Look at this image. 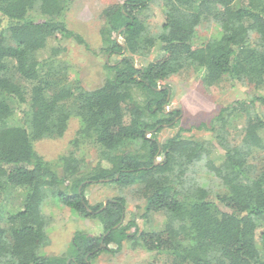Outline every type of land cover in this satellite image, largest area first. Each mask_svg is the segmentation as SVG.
I'll return each mask as SVG.
<instances>
[{
  "label": "trees",
  "instance_id": "1",
  "mask_svg": "<svg viewBox=\"0 0 264 264\" xmlns=\"http://www.w3.org/2000/svg\"><path fill=\"white\" fill-rule=\"evenodd\" d=\"M153 1L160 2L162 16L156 30L141 17ZM67 2L0 0V264H90L101 250H119L125 237L167 254L170 264H264V0H124L106 6L99 15L105 51L124 47L143 61L154 56L139 65L130 56L107 64L111 76L91 90L54 88L50 78L66 73L68 64L58 59L61 44L48 43L82 41L65 25ZM203 22L216 29L196 41ZM189 69L204 87L226 80L254 92L219 110L209 139L176 132L159 141L163 124L175 123L180 113L166 110L169 88L159 83ZM74 117L79 126L59 175L34 143L62 136ZM131 143L134 152L125 153ZM85 146L94 149L97 162L81 174L84 160L77 152ZM199 164L219 180L222 192L198 180ZM86 179L135 186L145 202L144 224L153 226L160 214L163 228L144 231L134 219L119 223L125 197L112 196L104 208V202L90 204ZM51 187L61 188L59 201L77 216L96 218L102 227L100 234L74 236L68 261L40 253L48 237L43 188Z\"/></svg>",
  "mask_w": 264,
  "mask_h": 264
},
{
  "label": "rangeland",
  "instance_id": "2",
  "mask_svg": "<svg viewBox=\"0 0 264 264\" xmlns=\"http://www.w3.org/2000/svg\"><path fill=\"white\" fill-rule=\"evenodd\" d=\"M124 0H68L65 10V25L69 30L78 34L82 41L78 42L73 37L60 39V41L51 40L48 44H61L62 51L58 59L65 61L68 66L62 73L55 74L52 80L54 88L60 85L71 86L72 89L91 90L99 87L105 79L112 74V69L107 66L115 64L123 56H130L136 65L151 60L154 56L152 53L144 61L140 56L128 55L124 52H106L105 44L102 41L101 28L104 22L99 15L103 8L113 4H121ZM141 17L147 21L153 30L161 23L160 2L153 1L149 7L144 10ZM216 25L213 22H203L198 28V37L196 41H204L209 35L214 33ZM121 30V29H120ZM121 32V31H120ZM117 37L118 42H122L123 36ZM62 70V69H61ZM192 69L182 71L177 75H172L159 84L169 88V101L166 110L176 108L180 111L175 123L164 125L157 133L159 141L179 132L183 137L192 139H209L211 132V120L218 114L219 110L227 104L237 99H245L253 94L252 87L242 83H231L220 81L219 83L204 87ZM78 85V86H77ZM257 92V91H256ZM264 94V91H263ZM139 96V93L136 92ZM142 97V96H141ZM264 110V105L260 107ZM155 118H160L159 112ZM174 116V115H173ZM153 118V117H152ZM154 118V119H155ZM203 124V125H202ZM230 129H234L233 123ZM79 122L77 118L69 120L67 129L62 136L54 138H42L35 141L36 151L49 160L59 175L62 174V156L72 150V140L78 129ZM233 132V131H232ZM240 132L234 131V137L238 138ZM124 152H134L135 145L131 143L124 146ZM78 156L83 158L81 174L86 173L95 166L97 156L93 148L85 146L79 149ZM159 157L158 160H161ZM196 177L208 188L222 192L219 180L211 175L206 169L203 171L201 164L198 167ZM189 175H194L188 171ZM80 174V175H81ZM90 180H84L86 183ZM86 186V194L90 204L104 202L105 199H111L112 196L125 197L124 217L120 220L128 221L134 219L141 230L162 229L164 217L160 214L154 215L153 226L144 224L141 217L144 212V200L136 192L135 186L121 187L112 181L99 179V181H90ZM60 187L43 188V199L41 201V212L47 217V240L45 246L41 247L40 253L50 256H64L67 261L75 253L73 238L78 233L83 234H100L102 227L98 219L80 218L77 214L59 201L58 194ZM13 192V191H11ZM10 193L7 195V197ZM21 198H17L18 203ZM119 222V223H120ZM116 228V226H115ZM133 229V228H132ZM261 229V228H260ZM144 230V231H145ZM133 237H125L119 250L113 252L101 250L100 253L90 262V264H160L171 263V258L165 253H156L144 249L141 244H134ZM139 241V239H137ZM110 249L116 250V244L108 245Z\"/></svg>",
  "mask_w": 264,
  "mask_h": 264
},
{
  "label": "water",
  "instance_id": "3",
  "mask_svg": "<svg viewBox=\"0 0 264 264\" xmlns=\"http://www.w3.org/2000/svg\"><path fill=\"white\" fill-rule=\"evenodd\" d=\"M121 30L120 29H118L117 31H116V36L119 34V32H120ZM116 38V40H117V37H115ZM118 41V40H117ZM119 43H121V42H119ZM122 44V43H121ZM125 51V48L123 47V49H122V51L121 52H124ZM103 180H106V179H103ZM94 181H96V180H94ZM97 181H99V180H97ZM107 200H108V198L107 199H105L104 200V204H103V208L106 206V203H107ZM121 223V222H120ZM119 225V224H118ZM102 242H101V246H102Z\"/></svg>",
  "mask_w": 264,
  "mask_h": 264
},
{
  "label": "flooded vegetation",
  "instance_id": "4",
  "mask_svg": "<svg viewBox=\"0 0 264 264\" xmlns=\"http://www.w3.org/2000/svg\"><path fill=\"white\" fill-rule=\"evenodd\" d=\"M173 108V107H172ZM176 109V108H175ZM168 111H170V109L168 110ZM177 117V116H176ZM164 125H165V123H164Z\"/></svg>",
  "mask_w": 264,
  "mask_h": 264
},
{
  "label": "clouds",
  "instance_id": "5",
  "mask_svg": "<svg viewBox=\"0 0 264 264\" xmlns=\"http://www.w3.org/2000/svg\"><path fill=\"white\" fill-rule=\"evenodd\" d=\"M166 107V106H165Z\"/></svg>",
  "mask_w": 264,
  "mask_h": 264
}]
</instances>
